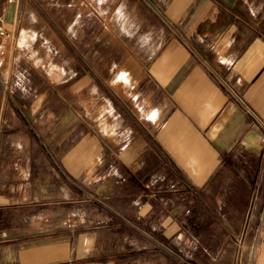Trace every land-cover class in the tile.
<instances>
[{
    "label": "crops",
    "instance_id": "0c3cea01",
    "mask_svg": "<svg viewBox=\"0 0 264 264\" xmlns=\"http://www.w3.org/2000/svg\"><path fill=\"white\" fill-rule=\"evenodd\" d=\"M21 20L77 136L15 109L0 264H264V0H0Z\"/></svg>",
    "mask_w": 264,
    "mask_h": 264
},
{
    "label": "rangeland",
    "instance_id": "374dc122",
    "mask_svg": "<svg viewBox=\"0 0 264 264\" xmlns=\"http://www.w3.org/2000/svg\"><path fill=\"white\" fill-rule=\"evenodd\" d=\"M48 7V11L53 13L54 20L55 6L50 4ZM27 22V20L19 21L16 29L10 32L0 28V140L2 141L0 156L3 153L7 154L3 141L8 138L9 126L13 122L15 109L20 110L25 115L24 117L30 125L35 123L31 122V119L38 120L40 117L26 115L28 108L33 111L36 108L65 110L64 124L60 128L64 130V134L67 136L66 139L69 141V145L64 148L65 152L71 150V142L77 136L75 133L71 135L70 132L72 116L68 114L69 117H66L70 109L68 106H63L65 104L61 100L56 99V86L54 83L49 82V78L45 74L47 69L43 63L54 60L55 52H46V41L42 36L37 35L34 41L30 40V37L22 38L20 32L27 26ZM44 92L47 93L46 99L44 98L41 103L42 99L40 97ZM67 102L71 103L70 98ZM91 124L96 133L100 129L102 130L97 122ZM34 125L33 127L37 133L43 132H41L38 124V126L36 123ZM108 138H111V136H108ZM97 173L98 177L102 176L100 169L97 170Z\"/></svg>",
    "mask_w": 264,
    "mask_h": 264
}]
</instances>
